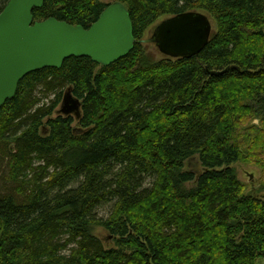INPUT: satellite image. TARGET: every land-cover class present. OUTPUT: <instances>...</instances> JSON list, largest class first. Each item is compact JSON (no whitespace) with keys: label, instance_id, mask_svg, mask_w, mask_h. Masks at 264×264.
Listing matches in <instances>:
<instances>
[{"label":"trees","instance_id":"1","mask_svg":"<svg viewBox=\"0 0 264 264\" xmlns=\"http://www.w3.org/2000/svg\"><path fill=\"white\" fill-rule=\"evenodd\" d=\"M120 1L136 38L129 54L109 66L70 57L31 72L0 108V139L15 145L5 147L8 178L22 193H0V264H256L264 198L233 165L258 130L240 135L242 124L264 117V0ZM108 4L45 0L33 15L89 28ZM187 11L214 18L208 44L156 60L140 42L145 31ZM40 87L55 98L36 107ZM69 88L82 101L79 119L58 112ZM257 137L247 146L261 152L264 130ZM195 156L200 175L188 168Z\"/></svg>","mask_w":264,"mask_h":264},{"label":"water","instance_id":"2","mask_svg":"<svg viewBox=\"0 0 264 264\" xmlns=\"http://www.w3.org/2000/svg\"><path fill=\"white\" fill-rule=\"evenodd\" d=\"M45 0H9L0 12V108L12 100L21 80L34 71L61 68L70 57H88L109 66L129 54L136 43L133 22L126 5L120 0L108 4L89 28L50 17L35 21L33 11ZM214 30L208 14L187 11L166 17L154 28L149 39L159 51L178 59L198 55L208 44ZM213 71L219 75L226 72ZM82 101L72 94H64L58 112L82 115ZM76 128L75 132H81ZM188 168L200 175L203 168L198 157L188 161Z\"/></svg>","mask_w":264,"mask_h":264},{"label":"rangeland","instance_id":"3","mask_svg":"<svg viewBox=\"0 0 264 264\" xmlns=\"http://www.w3.org/2000/svg\"><path fill=\"white\" fill-rule=\"evenodd\" d=\"M101 1H103L105 3H113L114 1H117V0H101ZM166 17L167 16H163V17L159 18L155 24H153L151 27H149L145 31V33L143 35V39H149L153 34L155 26L160 21L165 19ZM209 17L213 23L214 29L216 30V22H215L214 18L211 15H209ZM143 46H145L147 48V51L150 52L152 54V56L155 57L156 60H162L165 58V56L159 51V49L157 48L155 43L144 42ZM35 96L38 99V101L40 100V103L37 104L36 107L42 106L44 104L48 105L55 98L54 93H52V92L46 93V92H44V89H42V87H40L36 90ZM59 107H61V105ZM54 115L56 116V114H54ZM262 120H264V117L248 120L242 124V126H241L242 128L240 127L241 128L240 135H243V136H246L247 134H245V133H247L249 130L254 128L253 126H255V129H258V130L252 132L255 137L248 136V137H250V139L244 140V142H243L244 143V151H245L244 157L242 160L238 161L233 166L236 170L237 177L244 183L246 190L257 192L261 197L264 198V160L258 161L259 159L264 158V156H263L264 155V149L260 152L258 148H253V147L250 148L254 144V142H256L255 138H258L257 137V131H263L264 130V123L262 122ZM74 127H78L76 123L74 124ZM249 141L252 145L250 144L247 146ZM5 147H7V151L9 149L12 153H14V150H15V145L13 143L4 144L2 139H0V193L1 194L12 193L13 195L21 198L22 193L18 190V188H19L18 184L16 182L12 181L10 178H8V172L11 168L10 166L12 163H10V162L12 161V158L6 152ZM246 148H248V149H246ZM246 150L255 151V152L257 151V153L259 154V155H257V158L260 157V155H262L263 157L259 158V159H257V158L255 159L253 157L252 153H249ZM40 164H41L40 162L36 161L33 165V168L37 169L38 165H40ZM30 172H33V171L30 170ZM148 182H150V180H148ZM111 210H112V204L109 203V204L105 205L100 210V215L107 218L109 216V214L111 213ZM94 233L97 236H99L101 239H103L105 241L106 245H113V243H114L113 240L107 239L108 233L102 227H96L94 229ZM256 264H264V258H259L257 260Z\"/></svg>","mask_w":264,"mask_h":264}]
</instances>
